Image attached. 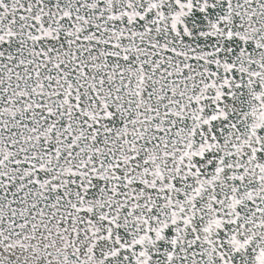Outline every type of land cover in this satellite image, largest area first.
Returning a JSON list of instances; mask_svg holds the SVG:
<instances>
[{"label": "snow or ice", "instance_id": "6c2138e0", "mask_svg": "<svg viewBox=\"0 0 264 264\" xmlns=\"http://www.w3.org/2000/svg\"><path fill=\"white\" fill-rule=\"evenodd\" d=\"M0 264H264V0H0Z\"/></svg>", "mask_w": 264, "mask_h": 264}]
</instances>
